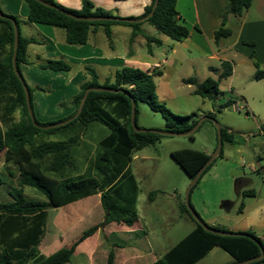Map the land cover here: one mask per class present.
<instances>
[{
	"label": "trees",
	"instance_id": "obj_1",
	"mask_svg": "<svg viewBox=\"0 0 264 264\" xmlns=\"http://www.w3.org/2000/svg\"><path fill=\"white\" fill-rule=\"evenodd\" d=\"M43 1L80 17L112 16L107 11L96 8L89 0L83 1L80 10L65 8L56 0ZM24 2L28 6L27 19L29 22L64 29L66 42L70 45L86 44L91 31L98 26H104L107 37L111 36L110 26L112 24L133 27L132 40L141 33L142 22L81 21L47 7L37 0H24ZM154 3L155 0L140 18L147 16L152 11ZM176 5L177 0H159L153 16L144 22L151 24L157 32L174 41L181 42L188 38L189 30L179 22L180 18ZM251 5L252 0H229L227 10L221 15V24L215 32L216 42L220 38L231 35V30L226 26L228 15L233 14L240 17ZM0 13L14 18L17 22L19 44L16 65L22 75L20 65L27 62V47L34 40L21 34L17 17L6 15L1 8ZM153 39L147 37V44L150 45L151 42L155 41ZM14 40L12 22L0 17V154L4 153L5 163L13 164L18 172V188L9 192L12 201L2 202L0 200V264H65L70 261L76 244L91 236L96 228L89 229L70 248H62L50 256L40 255L38 245L44 235L47 210L101 194V202L107 214L105 223L115 221L132 226L138 220L136 209L138 186L131 173L130 162L136 151L155 143L161 135L134 131L131 125V99L125 94L89 92L79 117L70 123L78 122L81 128L100 124L106 126L110 133L99 143L97 176L72 178L64 175L61 165L67 163L71 155L68 148L69 144L48 143L38 146L34 144L38 131L42 128L35 127L31 121L22 83L13 69ZM252 58L254 59V57ZM254 65L256 68L255 78L257 77V80L263 79L264 71L261 70L259 61L254 59ZM44 67L54 71L70 70V66L63 61H49ZM222 67L223 71L218 79L208 77L198 84L194 78H189L185 80V83L196 85L194 91L196 95L213 100L220 92L221 80L232 75L231 63L223 62ZM87 71L91 79L82 84L79 94L75 97V111L58 122L67 120L76 114L87 88L108 87L123 89L128 92L135 99L136 106L138 101H146L154 111L166 115L167 128L165 131L183 133L190 131L196 125V122L188 124L189 116H177L157 102L154 77L161 74L160 72L150 73L139 68L124 67L116 72L113 83L101 85L96 72L90 68H87ZM27 87L32 105L33 90L28 84ZM18 112L20 117L16 121L15 116ZM207 116L213 118L214 113H209ZM36 123L46 126L56 122L42 124L36 118ZM182 124L183 127L181 128L180 125ZM261 129L264 132V124H262ZM233 136L232 132L227 133L222 130V141H231ZM222 153L223 146L218 157H221ZM48 156H52L51 161L47 160ZM210 156L211 154L203 151L191 149L171 152V157L189 175L191 180L209 160ZM217 158L206 167L198 178L190 191V196L202 176L214 165ZM51 172H54L55 176H52ZM1 185L2 179L0 177ZM27 187L38 190L45 196L46 201L27 199L22 193L23 189ZM151 195L152 193L150 197ZM191 207L205 225L220 231H228L223 227L210 226L200 217L192 205ZM190 217L195 222L196 228L152 264H197L215 246L223 247L236 262L255 258L261 254L264 238H260L255 231L239 232V235L235 236H221L208 232L191 215ZM259 262H264V258L248 264H258ZM108 264H112V256L109 257Z\"/></svg>",
	"mask_w": 264,
	"mask_h": 264
},
{
	"label": "crops",
	"instance_id": "obj_2",
	"mask_svg": "<svg viewBox=\"0 0 264 264\" xmlns=\"http://www.w3.org/2000/svg\"><path fill=\"white\" fill-rule=\"evenodd\" d=\"M83 1L56 0L61 6L72 10H80ZM89 1L96 8H101L112 16L133 19L142 17L153 2V0ZM228 2L229 0H177L179 22L189 30L188 38L181 42L157 32L148 22H142L141 33L133 40V27L112 24L110 37H107L104 26H98L91 31L84 45L68 44L64 29L29 22L28 6L24 0H0V6L5 13L17 17L21 34L34 40L27 47V62L21 63L20 68L24 79L33 90L32 105L36 118L50 123L58 122L75 111L74 99L79 94L82 84L91 79L87 68L96 72L101 85L103 82L113 83L116 72L124 67L162 73L165 65L174 66L176 62L181 65L187 63L188 67L182 73V80L185 82L189 78H194L198 84L208 77L218 79L223 71V62L232 65V75L225 78L230 79V84L237 74L243 75V68L245 70L255 68L254 59L259 61L260 68L264 71V0H252L250 8L240 17L229 14L226 26L231 30V35L216 42L215 32L221 24V15L227 10ZM147 37L154 38L155 41L148 45ZM165 46L170 47L169 54ZM49 61H63L70 66V70L54 71L44 67ZM255 75H252V80L264 83V78L257 80ZM261 126L262 124L260 130L264 135ZM78 127L79 134L82 135V128ZM109 133L110 131L105 137ZM247 140H250L249 136ZM228 142L231 145L238 143L235 134ZM78 151L77 147L72 153V161L78 162L79 168L64 169L62 172L64 175L74 177V174L80 176L86 174L88 159L81 158ZM241 152L239 148L238 153ZM223 158H220L221 164H214L203 175L204 179L201 178L200 184L205 194L215 188L221 189L216 196V202L206 204L203 196L199 198L193 195L191 199L193 197L194 208L210 226L223 227L236 233L255 231L260 238H264V195L258 197L260 195H256L254 191H244V195H249L251 200L242 201L240 207L236 208L231 190L237 164ZM50 174L55 176L54 172ZM93 176H97L96 172ZM135 181L137 183L136 179ZM232 213H236L237 218H234ZM106 216L101 194L62 207L49 208L44 235L38 245L39 254L50 256L62 248H70L89 229L96 228L91 236L76 244L70 261L65 264H108L110 256L112 264H152L163 256L149 249L146 234L148 231L141 225L139 214L137 222L132 226L115 221L105 223ZM87 221L92 225L88 229H83L81 224ZM195 228L196 226L190 229L189 233ZM149 257L152 258L150 262L147 261ZM231 262H235L232 256L227 263L215 264Z\"/></svg>",
	"mask_w": 264,
	"mask_h": 264
},
{
	"label": "rangeland",
	"instance_id": "obj_3",
	"mask_svg": "<svg viewBox=\"0 0 264 264\" xmlns=\"http://www.w3.org/2000/svg\"><path fill=\"white\" fill-rule=\"evenodd\" d=\"M165 48L169 54L170 47L165 46ZM182 50L188 52L186 49ZM168 59H171L170 56ZM186 65V62L182 65L176 62L174 66L167 64L166 68L162 69V73L154 77L157 102L177 116H189L188 124L195 122L197 124L209 113H214V117L203 120L197 130L189 136H159L155 143L136 151L130 162L131 173L138 184L136 207L141 225L148 231L146 234L149 249L158 255H164L196 226L186 209V191L192 180L171 157V152L191 149L212 155L218 145L217 125L227 133L234 132L238 142L231 145L227 140L223 141L222 156L214 163L221 164L220 158L224 157L223 159H229L237 164L231 190L235 207L239 208L242 201L251 200L249 195H244V191H254L256 195H260L258 197L264 195V135L260 130V125L264 123V83L251 79L252 75L256 74L255 68L250 67L246 70L243 68V75L237 74L233 83L230 84V79H223L219 94L215 99L209 100L194 93L196 85L187 84L182 80V73L188 67ZM107 83L111 84V82ZM19 117L18 112L15 116L16 121ZM166 118L161 112L154 111L148 102L138 101L136 124L139 129L165 131ZM37 120L42 124L45 123L41 119L37 118ZM78 126L80 124L74 122L53 129H42L38 131L34 144L38 146L48 143H68L71 155L68 162L61 165V170L79 168L78 162L72 161V153L78 147V155L88 159L86 174L81 176H93L100 152L98 144L109 129L99 124L88 125L82 128L80 135ZM180 127L182 128L183 124ZM247 136L250 137L249 141ZM239 148L241 153H238ZM52 156H48L47 160L51 161ZM73 176L72 178H76L80 175ZM0 177L2 179L0 200L12 201L9 192L18 188V172L13 164L5 163L4 153L0 154ZM201 182L202 179L191 196L196 195L199 198L203 196L206 204L216 202V196L221 189L215 188L205 194V190L200 188ZM22 193L33 201L46 200L45 196L34 188H24ZM191 196L190 203L193 206ZM195 211L199 214L196 209ZM235 215L236 213H232V216L237 218ZM90 223L87 221L81 224V227L88 229L92 225ZM151 259L149 257L147 261L150 262ZM230 260L231 256L223 247L215 246L197 264L227 263Z\"/></svg>",
	"mask_w": 264,
	"mask_h": 264
},
{
	"label": "water",
	"instance_id": "obj_4",
	"mask_svg": "<svg viewBox=\"0 0 264 264\" xmlns=\"http://www.w3.org/2000/svg\"><path fill=\"white\" fill-rule=\"evenodd\" d=\"M40 3L44 4L47 7L53 8L57 11H60L61 13L65 14L66 16H69L73 19L76 20H81V21H116V22H127V23H141L145 20H147L148 18L152 17L154 14V11L156 9V7L158 6L159 0H155L154 6L152 8V11L145 17L143 18H139V19H133V18H123V17H117V16H107V17H80L77 15H73L68 13L67 11L55 6V5H51L43 0H37ZM0 17L1 18H5L8 19L12 22L13 26H14V36H15V40H14V54H13V69L14 72L17 76V78L20 80V82L22 83L23 89H24V93H25V98H26V106L28 109V114L31 118V121L33 123V125L35 127H40L42 129H53L56 127H60L63 125H66L70 122H72L74 119L78 118L83 106L86 102V99L88 97L89 92H109V93H123L125 94L127 97H129L131 99V125L134 129L135 132L137 133H154V134H160V135H164V136H189L192 133H194L197 128L199 127V125L201 124V122L207 118H209L208 116L203 117L190 131L188 132H169V131H156V130H145V129H139L137 127L136 124V102L135 99L125 90L123 89H114V88H108V87H89L86 89L84 96L82 97L78 110L76 112V114L64 121L61 122H56V123H52L46 126H41L39 124L36 123V117L33 111V107L31 105L30 102V96H29V91H28V87L27 84L23 78V76L20 74L17 65H16V57H17V50H18V44H19V31H18V26H17V22L14 18L9 17V16H5L2 13H0ZM217 130H218V145L217 148L215 149L214 153L210 156L209 160L204 164V166L199 170V172L197 173V175L192 179V182L189 186V188L186 191V206H187V210L190 213V215L200 224L203 226V228L205 230H207L208 232H211L213 234H217V235H221V236H235V235H239L236 232H225V231H220L214 228H211L207 225H205L203 222H201L199 220V218L197 217L196 213L194 212V210L192 209V207L190 206L189 203V196H190V191L192 189V187L195 185V183L197 182L198 178L201 176V174L203 173V171L206 169V167H208L219 155L222 146H223V141H222V130L220 128V126L217 125ZM264 258V247L261 248V254L255 258H251L245 261H241V262H234L233 264H248L254 261H258Z\"/></svg>",
	"mask_w": 264,
	"mask_h": 264
},
{
	"label": "bare ground",
	"instance_id": "obj_5",
	"mask_svg": "<svg viewBox=\"0 0 264 264\" xmlns=\"http://www.w3.org/2000/svg\"><path fill=\"white\" fill-rule=\"evenodd\" d=\"M257 78V77H256ZM207 153V152H206ZM228 232V231H227Z\"/></svg>",
	"mask_w": 264,
	"mask_h": 264
}]
</instances>
